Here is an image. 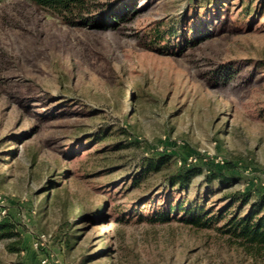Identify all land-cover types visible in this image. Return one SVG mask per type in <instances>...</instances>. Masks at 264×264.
<instances>
[{
  "label": "rangeland",
  "instance_id": "1",
  "mask_svg": "<svg viewBox=\"0 0 264 264\" xmlns=\"http://www.w3.org/2000/svg\"><path fill=\"white\" fill-rule=\"evenodd\" d=\"M103 1L107 26L0 0V220L22 237L0 238V264H264L224 221H152L182 199L218 213L226 192L264 193V0ZM160 153L171 167L142 175ZM194 164L186 191L166 189ZM215 168L240 180L207 182Z\"/></svg>",
  "mask_w": 264,
  "mask_h": 264
},
{
  "label": "trees",
  "instance_id": "2",
  "mask_svg": "<svg viewBox=\"0 0 264 264\" xmlns=\"http://www.w3.org/2000/svg\"><path fill=\"white\" fill-rule=\"evenodd\" d=\"M31 1L39 7L50 10L64 23L70 25L94 24L96 20H99L98 23L96 22L97 26H107L117 18L115 5L103 0ZM176 32L174 25L168 34L173 36ZM173 157L167 153L143 157L140 165L141 174L160 172L170 168ZM201 173L203 169L195 164L190 167H179L166 174L165 187L166 189L175 187L181 192L186 191L193 179ZM205 179L209 183L217 179L223 184H230L240 180V177L233 174L227 175L223 168H215L211 173L205 174ZM134 181L135 183L140 182L141 177L135 178ZM222 198L227 200V204L218 213H214V209L207 207L205 203L182 199L174 205H169L166 211L155 210L152 221L170 220L179 212H182L185 220L198 227H211L217 222L224 221L220 228L235 238L240 245L250 249L264 247V193H257L253 190H234L226 192ZM148 200L152 201L151 198ZM233 207H236V210L230 217H227L228 211ZM140 215L144 216V213ZM0 238L10 240L8 247L13 251H18L22 243V237L16 224L6 219L0 220Z\"/></svg>",
  "mask_w": 264,
  "mask_h": 264
},
{
  "label": "built area",
  "instance_id": "3",
  "mask_svg": "<svg viewBox=\"0 0 264 264\" xmlns=\"http://www.w3.org/2000/svg\"><path fill=\"white\" fill-rule=\"evenodd\" d=\"M4 214V213H3ZM47 263V259H43L42 260V264H46Z\"/></svg>",
  "mask_w": 264,
  "mask_h": 264
}]
</instances>
